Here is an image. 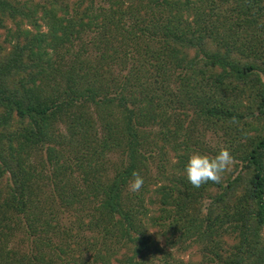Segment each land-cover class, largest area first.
I'll list each match as a JSON object with an SVG mask.
<instances>
[{
	"label": "trees",
	"instance_id": "trees-1",
	"mask_svg": "<svg viewBox=\"0 0 264 264\" xmlns=\"http://www.w3.org/2000/svg\"><path fill=\"white\" fill-rule=\"evenodd\" d=\"M222 148L193 187L188 156ZM174 247L264 264V0H0V264H186Z\"/></svg>",
	"mask_w": 264,
	"mask_h": 264
},
{
	"label": "clouds",
	"instance_id": "clouds-1",
	"mask_svg": "<svg viewBox=\"0 0 264 264\" xmlns=\"http://www.w3.org/2000/svg\"><path fill=\"white\" fill-rule=\"evenodd\" d=\"M234 158L227 148H222L215 155L192 152L187 159L184 167L187 180L195 187L199 188L202 184L211 181L220 183L222 175L231 170ZM134 179L129 184V190L139 191L143 185V177L138 173H133Z\"/></svg>",
	"mask_w": 264,
	"mask_h": 264
},
{
	"label": "rangeland",
	"instance_id": "rangeland-1",
	"mask_svg": "<svg viewBox=\"0 0 264 264\" xmlns=\"http://www.w3.org/2000/svg\"><path fill=\"white\" fill-rule=\"evenodd\" d=\"M5 36L6 35L2 36V40H4ZM7 44L10 45L9 42H7ZM84 45H86V47H87V52L84 55V57L93 60L95 58V55L97 54V51L95 49V45L93 43H91L90 41H86V43L84 41H82L81 43L76 42V44L74 46V52H79V49L82 48V46H84ZM70 55H72V58H73V54H70ZM70 57L71 56H69V58H68L69 60H70ZM82 58H83V56H82ZM63 68L66 71L67 69H69V66L65 65V67H63ZM66 128L67 127L62 124L61 131L65 133V131H67ZM78 128H79V126H78ZM66 151H68V153H69V149H67ZM71 160H73V158ZM155 173H156V171L154 172V174ZM60 207H61V203H60ZM61 209L62 210H60L59 215H60L63 223H66L68 225L70 222L72 223L74 216H75V218H77V215L74 214V211L66 212V209L63 206L61 207ZM162 242H163V240H162ZM25 247H26L25 244H23V246H21L20 248L25 249ZM171 251L173 252V255L175 256V259L179 260L178 262H184L186 264H198L199 263L200 254L196 248L184 251V250L179 249L178 247H174L171 249Z\"/></svg>",
	"mask_w": 264,
	"mask_h": 264
}]
</instances>
